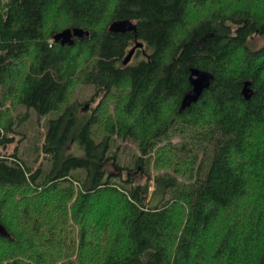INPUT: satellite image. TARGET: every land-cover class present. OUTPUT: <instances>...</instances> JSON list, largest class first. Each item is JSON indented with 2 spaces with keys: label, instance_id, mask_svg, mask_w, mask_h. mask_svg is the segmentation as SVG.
Listing matches in <instances>:
<instances>
[{
  "label": "trees",
  "instance_id": "1",
  "mask_svg": "<svg viewBox=\"0 0 264 264\" xmlns=\"http://www.w3.org/2000/svg\"><path fill=\"white\" fill-rule=\"evenodd\" d=\"M121 19L137 32L110 31ZM74 27L90 35L55 41ZM258 35L264 0H0V264H264ZM192 68L213 80L181 109ZM80 85L95 106L70 102ZM32 110L58 113L49 168L20 154ZM117 140L137 144L134 170Z\"/></svg>",
  "mask_w": 264,
  "mask_h": 264
},
{
  "label": "rangeland",
  "instance_id": "2",
  "mask_svg": "<svg viewBox=\"0 0 264 264\" xmlns=\"http://www.w3.org/2000/svg\"><path fill=\"white\" fill-rule=\"evenodd\" d=\"M199 13H205V11L200 10ZM264 43V37L255 36L252 39V45L255 48H259ZM135 61V59H134ZM94 87L80 85L76 88L74 94L71 97L70 102L78 101L82 103L84 106H95L96 102L92 100L94 95ZM8 107L10 104L7 105ZM113 109V106H110ZM26 112L24 107L18 106L15 111V117L21 119L22 115ZM58 113H51L41 119H39L35 113V111H31L29 119H27L23 124L18 126V139H20V154L26 163L34 168H38L42 163L45 168H49L50 162L44 156L42 152V145L44 140V121L46 118L57 117ZM95 138L100 140L101 134L97 133V129L95 128ZM173 142H178L179 138L172 139ZM165 144V143H164ZM15 145V144H14ZM14 145L10 146L8 151H11ZM116 145L119 147V153L121 162L123 165L129 167L130 169L135 168L134 158L138 153L137 144L131 141L117 140ZM156 174V171H154ZM134 177L137 182H144V177L139 170L134 172ZM75 189L78 191L80 189V184L77 182L74 183ZM154 182L151 181V192L154 191Z\"/></svg>",
  "mask_w": 264,
  "mask_h": 264
},
{
  "label": "water",
  "instance_id": "3",
  "mask_svg": "<svg viewBox=\"0 0 264 264\" xmlns=\"http://www.w3.org/2000/svg\"><path fill=\"white\" fill-rule=\"evenodd\" d=\"M110 31L121 32V33L133 31L136 33L137 25L131 19L115 20L110 26ZM88 35H90L89 31H86L83 28L74 27V28L64 29L63 31L57 33L54 39L57 42H61V44L63 45L65 44L72 45L75 43V38H85ZM142 48H144V43L142 41L136 40L134 46L131 48V50L125 57L124 64L125 65L129 64L132 61L133 56L135 55L137 49H142ZM189 79L192 88L188 92H186L182 100L181 109L190 106L193 102H196L199 99L203 91L209 88L211 81L213 80V74L206 70L192 68ZM251 84H252L251 81H246L244 83L242 93L246 99H249L254 93ZM0 235L8 236V237L10 236L8 230L1 222H0Z\"/></svg>",
  "mask_w": 264,
  "mask_h": 264
}]
</instances>
